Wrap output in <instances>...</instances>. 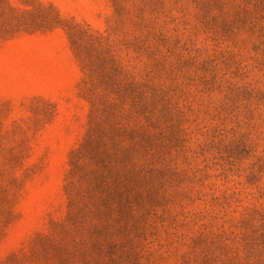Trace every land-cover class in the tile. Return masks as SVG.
Returning <instances> with one entry per match:
<instances>
[{"label": "rangeland", "instance_id": "obj_1", "mask_svg": "<svg viewBox=\"0 0 264 264\" xmlns=\"http://www.w3.org/2000/svg\"><path fill=\"white\" fill-rule=\"evenodd\" d=\"M0 264H264V0H0Z\"/></svg>", "mask_w": 264, "mask_h": 264}]
</instances>
